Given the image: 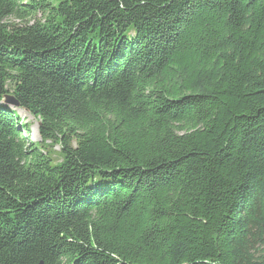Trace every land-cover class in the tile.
Listing matches in <instances>:
<instances>
[{
    "label": "trees",
    "instance_id": "trees-1",
    "mask_svg": "<svg viewBox=\"0 0 264 264\" xmlns=\"http://www.w3.org/2000/svg\"><path fill=\"white\" fill-rule=\"evenodd\" d=\"M0 264H264V0H0Z\"/></svg>",
    "mask_w": 264,
    "mask_h": 264
},
{
    "label": "rangeland",
    "instance_id": "rangeland-1",
    "mask_svg": "<svg viewBox=\"0 0 264 264\" xmlns=\"http://www.w3.org/2000/svg\"><path fill=\"white\" fill-rule=\"evenodd\" d=\"M17 111L19 113V117L21 119V121L25 124V125H30V131L31 134L29 135V140L34 141V142H38L40 141V137H39V133H38V126H39V122L37 119H35L33 116H31L30 114H28L25 111L19 110L17 108ZM55 152L59 151L58 147L54 148Z\"/></svg>",
    "mask_w": 264,
    "mask_h": 264
},
{
    "label": "water",
    "instance_id": "water-1",
    "mask_svg": "<svg viewBox=\"0 0 264 264\" xmlns=\"http://www.w3.org/2000/svg\"><path fill=\"white\" fill-rule=\"evenodd\" d=\"M2 103L6 106L13 107V108H19V103L17 102L16 98L14 96H6Z\"/></svg>",
    "mask_w": 264,
    "mask_h": 264
}]
</instances>
